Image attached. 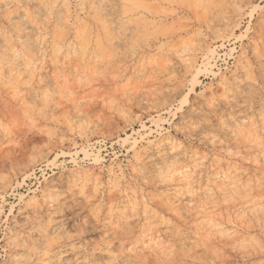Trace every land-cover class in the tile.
<instances>
[{
    "label": "rangeland",
    "instance_id": "374dc122",
    "mask_svg": "<svg viewBox=\"0 0 264 264\" xmlns=\"http://www.w3.org/2000/svg\"><path fill=\"white\" fill-rule=\"evenodd\" d=\"M0 264H264V0H0Z\"/></svg>",
    "mask_w": 264,
    "mask_h": 264
}]
</instances>
